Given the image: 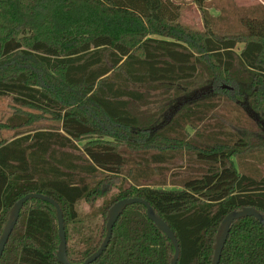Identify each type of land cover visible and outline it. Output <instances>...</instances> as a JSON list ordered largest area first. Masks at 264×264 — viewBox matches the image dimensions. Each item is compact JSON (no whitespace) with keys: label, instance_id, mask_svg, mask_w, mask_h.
Here are the masks:
<instances>
[{"label":"trees","instance_id":"trees-1","mask_svg":"<svg viewBox=\"0 0 264 264\" xmlns=\"http://www.w3.org/2000/svg\"><path fill=\"white\" fill-rule=\"evenodd\" d=\"M191 1L204 30L182 22L184 2L175 0H0V98L13 107L0 125L15 131L0 140V237L13 205L43 193L60 204L69 259L81 263L102 244L109 208L140 197L175 232L178 264H212L228 213L251 206L264 216V175L234 160L264 154V133L250 139L223 124L204 141L211 146L195 148L187 128L204 137L197 125L219 102L197 93L226 92L222 83L264 125V11L242 16L240 30L220 29L212 0ZM183 151L205 171L167 180ZM82 203L98 210L81 214ZM59 243L55 206L31 198L0 264H62ZM174 252L134 203L90 264H170ZM219 264H264L256 217L232 223Z\"/></svg>","mask_w":264,"mask_h":264},{"label":"rangeland","instance_id":"rangeland-1","mask_svg":"<svg viewBox=\"0 0 264 264\" xmlns=\"http://www.w3.org/2000/svg\"><path fill=\"white\" fill-rule=\"evenodd\" d=\"M180 2H184L183 13L184 19L181 18L182 22L196 30H204V23L201 17V14L198 9L191 8L187 5V0H180ZM209 11L215 16V24L220 29H229V30H240L242 26L240 24V18L242 16L253 15L254 13H260L264 11V0H212L208 3ZM217 10V11H216ZM184 20V21H183ZM243 44L239 45V49H241ZM249 84V83H246ZM222 88L227 89L226 92H217V93H207L199 94L203 98L204 96L211 97L212 100L219 102L218 106L207 115V118L204 119L203 122L197 125L198 129L201 132H204L205 135L202 139L198 138L196 134H194L195 130L193 128L187 127L189 130V140L193 144L195 148L199 147H208L211 144L205 143L208 140V137H211L212 130H219L218 126H224L225 130H229V132L236 131L238 134L240 133L242 136L250 139H257L264 133V125L260 122L256 121L252 112L246 110L243 104L244 98L238 97L234 99H230L235 95V92L231 90L234 88L233 85L228 83H222ZM168 94H165L167 97ZM196 95V96H197ZM170 97H176V93H169ZM168 98L164 99L167 101ZM171 102V101H170ZM170 102L165 103V106ZM250 106V105H249ZM251 107V106H250ZM252 108V107H251ZM170 111V110H169ZM171 112V111H170ZM173 112V111H172ZM13 114V107L11 103V98L3 97L0 98V124L8 123L11 115ZM50 122L49 119H42L37 122L39 126L43 124H47ZM224 124V125H223ZM0 125V140L2 139H11L14 136L13 129H7L6 127H1ZM231 127V128H230ZM212 139V138H211ZM205 141V142H204ZM145 151V149H140ZM142 156H132L130 160L140 159ZM234 160L239 164V161L245 162V166L248 168L247 171L256 177L260 178L261 175H264V154L262 153H254L249 157H245L243 159L234 158ZM173 163V165H171ZM170 170L165 171V176L167 180H179L180 178H190L194 176H200L204 171V167L200 165V162L196 160L194 156L189 154L187 151L180 152L175 159L171 161ZM182 165V166H180ZM243 168L239 166V170ZM161 176H155V179H160ZM165 187L167 188H175V185L168 184ZM101 202V201H100ZM98 203V205L100 204ZM97 205V206H98ZM90 208L86 203H82L79 206V210L81 214L92 212L93 210H98V207Z\"/></svg>","mask_w":264,"mask_h":264},{"label":"water","instance_id":"water-1","mask_svg":"<svg viewBox=\"0 0 264 264\" xmlns=\"http://www.w3.org/2000/svg\"><path fill=\"white\" fill-rule=\"evenodd\" d=\"M31 198H37V199L47 201L53 204L56 208V217H57V222H58V230H59V238H60V243H59V247L57 251V259L62 264H90L93 261H95L109 245L112 234H113V228L119 216L123 213V211L125 210L127 206L134 204V203L144 204L147 208L148 217L152 221H154V223L158 226V228L162 230L167 235V237L171 240L174 246L175 252L171 259L170 264H178V259L180 256V245L175 235V232L169 226V224L159 214L155 212V210L148 203V201L140 197H129V198L126 197V198H122L116 201L108 210V213H107L108 220L106 224V236L102 244L100 245V247L93 254L88 256L83 262L73 263L69 259L68 252H67V235H66V230H65V223H64V216H63L62 208L55 199L43 193H39V192H31V193L26 194L25 196L20 198L11 208L9 220L7 224L5 225L3 232L1 234V237H0V258L9 240V237L18 221V218L20 216V212H21V209L24 203ZM247 216L256 217L264 225L263 214L254 207L246 206L240 210H234L228 213L225 216V218L222 220L219 226L217 235H216V243L214 246V256H213L212 264H219L220 262L222 251L228 239L232 223L239 218L247 217Z\"/></svg>","mask_w":264,"mask_h":264},{"label":"crops","instance_id":"crops-1","mask_svg":"<svg viewBox=\"0 0 264 264\" xmlns=\"http://www.w3.org/2000/svg\"><path fill=\"white\" fill-rule=\"evenodd\" d=\"M175 1H180V0H175ZM187 5L188 6H190L191 8H195V9H198V7L191 1V0H187ZM217 11V10H216ZM212 13H216V12H213L212 11ZM184 17V15L182 16V19H184L183 18ZM184 21V20H183Z\"/></svg>","mask_w":264,"mask_h":264}]
</instances>
